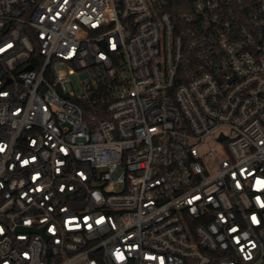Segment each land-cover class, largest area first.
I'll use <instances>...</instances> for the list:
<instances>
[{"label":"built area","instance_id":"1","mask_svg":"<svg viewBox=\"0 0 264 264\" xmlns=\"http://www.w3.org/2000/svg\"><path fill=\"white\" fill-rule=\"evenodd\" d=\"M0 264H264V0H0Z\"/></svg>","mask_w":264,"mask_h":264},{"label":"rangeland","instance_id":"2","mask_svg":"<svg viewBox=\"0 0 264 264\" xmlns=\"http://www.w3.org/2000/svg\"><path fill=\"white\" fill-rule=\"evenodd\" d=\"M76 88H78V82L74 81Z\"/></svg>","mask_w":264,"mask_h":264}]
</instances>
